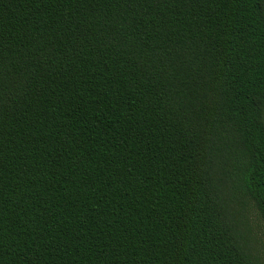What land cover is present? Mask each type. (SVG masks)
I'll return each instance as SVG.
<instances>
[{
  "label": "trees",
  "instance_id": "16d2710c",
  "mask_svg": "<svg viewBox=\"0 0 264 264\" xmlns=\"http://www.w3.org/2000/svg\"><path fill=\"white\" fill-rule=\"evenodd\" d=\"M264 0H0V264H264Z\"/></svg>",
  "mask_w": 264,
  "mask_h": 264
},
{
  "label": "rangeland",
  "instance_id": "374dc122",
  "mask_svg": "<svg viewBox=\"0 0 264 264\" xmlns=\"http://www.w3.org/2000/svg\"><path fill=\"white\" fill-rule=\"evenodd\" d=\"M249 225L252 227V232L258 241V247L260 250L264 251V234L262 233V227L253 213L249 216Z\"/></svg>",
  "mask_w": 264,
  "mask_h": 264
}]
</instances>
